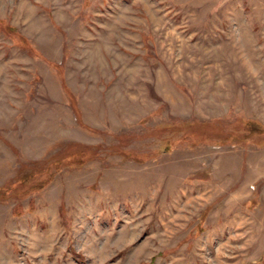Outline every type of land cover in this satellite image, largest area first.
<instances>
[{"label": "rangeland", "instance_id": "374dc122", "mask_svg": "<svg viewBox=\"0 0 264 264\" xmlns=\"http://www.w3.org/2000/svg\"><path fill=\"white\" fill-rule=\"evenodd\" d=\"M0 264H264V0H0Z\"/></svg>", "mask_w": 264, "mask_h": 264}]
</instances>
